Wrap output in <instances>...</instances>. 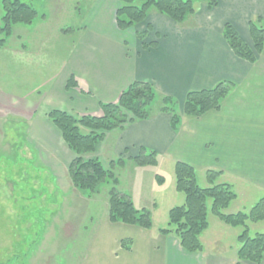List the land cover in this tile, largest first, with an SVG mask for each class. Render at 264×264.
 Listing matches in <instances>:
<instances>
[{
	"label": "crops",
	"instance_id": "1",
	"mask_svg": "<svg viewBox=\"0 0 264 264\" xmlns=\"http://www.w3.org/2000/svg\"><path fill=\"white\" fill-rule=\"evenodd\" d=\"M82 1L85 9H61L70 17L69 12L80 15L73 26L62 20L56 28L41 33L29 50L22 46L0 52V78L15 68L27 76L21 86L31 83V93H40L27 111L21 112L30 115L23 120L36 123L41 117L50 138L56 144L65 143L61 131L47 117L50 110L99 114L102 102H115L131 83L147 81L160 95L178 101L182 113L179 129L173 128L171 113L157 112L124 130L109 132L96 154L102 152L110 160L134 157L145 147L157 152L158 166L168 160L175 169L176 162L182 161L199 174L220 171L221 181L242 192L246 188L264 191V51L250 63L237 57L223 36L224 25L230 22L252 46L249 22L257 16L264 18V0H219L211 10L197 1L196 13L183 24L152 11L145 21L126 30L117 24L119 0ZM144 31L148 34L141 40L138 33ZM143 42L157 45L146 47ZM72 76L78 85L69 87ZM221 81L235 86L219 110L200 117L183 114L189 91L211 88ZM14 86L10 88L13 95L22 91L18 84ZM134 166L139 179L143 169ZM146 203L156 206L152 200ZM107 219V224L114 225H107L109 229L123 228L121 237L116 236L113 243L93 242L74 264H221V258L210 255L205 246L202 252H189L172 234L111 222L109 206ZM122 236L132 239L129 250L122 248ZM29 264H37V260L32 257Z\"/></svg>",
	"mask_w": 264,
	"mask_h": 264
},
{
	"label": "rangeland",
	"instance_id": "2",
	"mask_svg": "<svg viewBox=\"0 0 264 264\" xmlns=\"http://www.w3.org/2000/svg\"><path fill=\"white\" fill-rule=\"evenodd\" d=\"M20 1L32 4L39 17L32 24L15 25L10 37L0 31V38L6 37L5 47L0 52L22 46L29 50L41 33L56 28L58 22L63 20L73 26L75 20L80 19V15L76 16L74 12H69L73 19L66 11L61 12L63 7L69 10L74 6L80 9L86 6L82 0ZM57 5L55 9L53 6ZM196 7L198 9L199 5ZM4 13L0 0V26L4 25ZM4 74L6 78H0V264H29L32 257L37 264H74L82 259L81 253L88 245L93 242L113 243L116 236L123 234V228L109 229L114 225L107 224L106 220L109 191L113 185L103 183L91 196L73 185L69 168L76 155L63 141L56 144L53 137L50 138L46 122L41 117L36 123L23 120L30 115L24 116L21 112L27 111L28 104L40 93H31V83L21 86L20 82L27 80V76L15 68L11 74ZM15 84L22 87V91L13 95L10 88ZM92 156H101L106 168L110 167L112 160L119 158L115 156L110 160L102 152L86 155ZM157 158L159 161L160 157ZM125 165L114 169L120 180L117 188L130 195L136 206L147 204L156 231L167 227L170 209L185 202L184 193L176 189L172 163L162 160L159 166L138 165L134 159L128 158ZM134 165L143 169L139 179L134 173ZM158 174L165 179L163 184L155 178ZM199 184L207 186L203 173L199 174ZM234 189L238 197L224 210L226 213L249 212L264 196V191ZM148 200L156 204L155 208L148 207ZM208 220L210 226L201 236L206 251L221 258V264H234L238 260V236L244 227H235L219 219L212 212L211 199L208 200ZM248 225L252 236L264 232V220L249 221Z\"/></svg>",
	"mask_w": 264,
	"mask_h": 264
},
{
	"label": "trees",
	"instance_id": "3",
	"mask_svg": "<svg viewBox=\"0 0 264 264\" xmlns=\"http://www.w3.org/2000/svg\"><path fill=\"white\" fill-rule=\"evenodd\" d=\"M117 24L122 30L129 29L145 21L152 11L171 17L183 24L196 13V2L202 1L211 10L218 6L219 0H119ZM5 10L4 25L0 31L9 37L13 27L18 23H32L38 12L35 7L20 0H2ZM253 45L250 46L240 35L237 28L230 22L224 25L223 36L234 54L250 63H255L264 51V18L257 16L249 22ZM148 32H139L138 37L145 40ZM6 37L0 38V47L5 46ZM146 47L156 46V42L145 43ZM78 82L72 76L68 86H77ZM231 81L218 82L211 88L192 90L186 95L183 114L188 117H200L211 110H219L225 99L234 89ZM99 114H79L61 109H52L47 113L49 120L61 131L63 139L76 158L71 163L69 171L73 185L91 196L99 191L103 183H112L109 191V219L111 222H121L136 225L146 229L153 228V215L150 208L138 207L127 193L117 188L119 177L114 169L123 167L128 158L134 159L138 165H157L158 154L154 150L141 147L134 157H119L110 162L106 168L98 156L94 154L98 145L104 141L107 134L113 130H124L129 124L138 120H147L157 112L172 114V126L179 129L182 124V113L178 101L168 95H160L155 86L147 81H135L125 88L115 102H102ZM207 186L199 184L198 171L188 163L178 161L175 164L176 189L184 193L185 202L169 211L168 226L160 228L164 235H174L180 245L189 252H202L204 244L201 236L210 224L208 220V200H212V212L223 222L232 226H242L243 231L238 236L239 249L237 262L249 261L261 264L264 260V232L250 235L248 222L264 220V196H262L249 212L238 211L226 213L224 210L237 199L238 193L234 186L221 181V172L205 171ZM159 184L165 179L156 175ZM133 241L131 238L121 240L122 248L129 250Z\"/></svg>",
	"mask_w": 264,
	"mask_h": 264
}]
</instances>
